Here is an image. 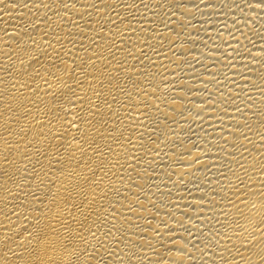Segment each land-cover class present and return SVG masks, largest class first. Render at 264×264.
<instances>
[{"label":"bare ground","instance_id":"1","mask_svg":"<svg viewBox=\"0 0 264 264\" xmlns=\"http://www.w3.org/2000/svg\"><path fill=\"white\" fill-rule=\"evenodd\" d=\"M218 2L0 0V264H264V0Z\"/></svg>","mask_w":264,"mask_h":264},{"label":"rangeland","instance_id":"2","mask_svg":"<svg viewBox=\"0 0 264 264\" xmlns=\"http://www.w3.org/2000/svg\"><path fill=\"white\" fill-rule=\"evenodd\" d=\"M220 1H221V2H220ZM239 1H240V2L242 1V2L239 3ZM239 1L237 2V0H219L218 3H220V4H217V6H216V11H218V13L223 12L224 14L221 13L222 16H223V15H226L225 13H227V12H224V9L227 8V9L229 10L230 8H232V6L235 5L234 7H235L236 12H237L238 14H239V12H240V10H241V12H240V14H239V15L241 16V13H242V12L245 14L246 9H245V8H242V9H244V11H243V10L240 8V7H243V4L245 3L244 0H239ZM243 2H244V3H243ZM237 3H238V4H237ZM242 3H243V4H242ZM241 4H242V5H241ZM222 5H223V6H222ZM236 5H239V7L237 6V7H238V8H237ZM244 5H245V4H244ZM246 5H247V4H246ZM246 5H245L244 7H246ZM224 6H225V7H224ZM229 6H230V8H229ZM220 7H221V8H220ZM262 7L264 8L263 5H262ZM239 8H240V9H239ZM235 9H234V10H235ZM237 9H239V12L237 11ZM219 10H220L221 12H219ZM236 12H235V13H236ZM218 13H217V14H218ZM237 13H236V14H237ZM261 13H262V12H261ZM261 13H258V15L256 14V15H257V16L255 17L256 19L253 20V21L251 22V26H252V27L254 26L253 28L256 29V30H257V29H260L261 26L264 27V21H263V20H264V11H263L262 14H261ZM203 14H204V12H203ZM217 14H216V12H215V14L212 13L213 16H215V15H217ZM238 14H237L236 16H239ZM205 15H206V16H205ZM205 15H204V16H205L206 18H207V17H208V19L211 18V19H209V21L211 22V23H209V25H210L212 28H214V30L216 29V27L218 28V25H217V24H218L219 21H217V20L215 19L216 21L214 20L213 22H215V23L213 24L212 21H211V20H213V19H212L213 16L211 15V13H209V12L207 13V12H206ZM207 15H208V16H207ZM234 15H235V14H234ZM204 16L201 14V17L205 18ZM258 17H259V18H258ZM206 18H205V19H206ZM257 20H258V21H257ZM254 21H255V24H256V25L254 24ZM216 22H217V24H216ZM257 22H258V24H257ZM260 22H261V23H260ZM262 23H263V24H262ZM252 24H253V25H252ZM215 25H216V26H215ZM258 25H259L260 28L257 27ZM214 26H215V27H214ZM211 27H210V29H211ZM211 30H213V29H211ZM262 30H263V28H261L260 32H261ZM202 227H203V225H202ZM204 227H205V226H204ZM204 227H203V228H204Z\"/></svg>","mask_w":264,"mask_h":264}]
</instances>
